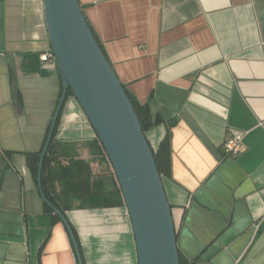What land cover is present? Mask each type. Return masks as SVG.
Listing matches in <instances>:
<instances>
[{"label":"crops","instance_id":"crops-1","mask_svg":"<svg viewBox=\"0 0 264 264\" xmlns=\"http://www.w3.org/2000/svg\"><path fill=\"white\" fill-rule=\"evenodd\" d=\"M78 1L118 79L156 120L149 144L169 135L162 182L185 263L264 264V0ZM49 51L43 0H0V264H78L32 170L61 93L56 60L41 61ZM234 131L242 149L226 153ZM54 139L58 162L82 160L111 202L57 197L81 263L137 264L117 178L73 95Z\"/></svg>","mask_w":264,"mask_h":264},{"label":"water","instance_id":"water-1","mask_svg":"<svg viewBox=\"0 0 264 264\" xmlns=\"http://www.w3.org/2000/svg\"><path fill=\"white\" fill-rule=\"evenodd\" d=\"M48 42L56 60L61 93L42 147L43 157L67 91L86 115L117 178L131 221L137 264H179L176 228L153 151L132 102L98 44L78 0H43ZM12 95L17 83L11 61ZM49 203V202H47ZM50 204V203H49ZM65 224L82 264L73 230L64 213L50 204Z\"/></svg>","mask_w":264,"mask_h":264},{"label":"trees","instance_id":"trees-1","mask_svg":"<svg viewBox=\"0 0 264 264\" xmlns=\"http://www.w3.org/2000/svg\"><path fill=\"white\" fill-rule=\"evenodd\" d=\"M94 36L98 44L101 47V44L95 34ZM122 85L132 102L134 110L140 121L142 130L143 132H145L156 122V120L155 121L152 120L147 106L139 103L137 99L127 90V88L125 87L123 83ZM67 95H72L70 90L67 91ZM60 112L58 114L56 123L54 125L53 133L49 141L46 153L42 160L41 177H40L41 191L43 192L46 198V202H45L46 210L49 211L55 219H58L59 216L54 212L50 204L54 205L61 212H64L65 208H69V207L61 206L57 200V197L60 199L61 196H70V200L71 199L80 200L81 204L79 206H83L87 204L91 206H100L101 204H103L104 206H107L111 204L110 200L99 197L100 194L98 190H96L93 186L88 185L87 179L89 178V174L86 173L87 168L82 160L76 159V158H69L68 163L66 165H62L58 162L59 150L55 147V144L57 143V141H55L54 135H55L58 120L60 117ZM64 151H65V148L62 149L61 155L66 156ZM153 155H154L155 163H156V166H157V169L160 175L168 176L169 175V155H170L168 134H166L164 138L160 141L156 150L153 151ZM39 157H40V154H38L37 158L34 159L33 166H32V170L36 175L38 173ZM63 179L66 181L64 185L61 182ZM55 180L56 181L58 180V182L60 183V187H61L60 189L61 192L56 193V194L53 193V191L52 193L49 192V188L51 190L52 189L54 190L55 186L53 185V182H55ZM48 181H49V184H48ZM47 202H49L50 204ZM179 264H186L183 257L180 254H179Z\"/></svg>","mask_w":264,"mask_h":264},{"label":"built area","instance_id":"built-area-1","mask_svg":"<svg viewBox=\"0 0 264 264\" xmlns=\"http://www.w3.org/2000/svg\"><path fill=\"white\" fill-rule=\"evenodd\" d=\"M54 59L55 57L52 51L46 52L41 55V61L43 63H48ZM242 140L243 133L239 131H234L223 142V149L226 153H237L242 149Z\"/></svg>","mask_w":264,"mask_h":264}]
</instances>
